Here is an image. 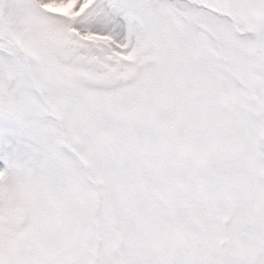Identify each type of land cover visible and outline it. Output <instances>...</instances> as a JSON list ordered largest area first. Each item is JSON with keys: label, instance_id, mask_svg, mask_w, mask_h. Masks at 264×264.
Returning a JSON list of instances; mask_svg holds the SVG:
<instances>
[{"label": "snow or ice", "instance_id": "1", "mask_svg": "<svg viewBox=\"0 0 264 264\" xmlns=\"http://www.w3.org/2000/svg\"><path fill=\"white\" fill-rule=\"evenodd\" d=\"M0 264H264V0H0Z\"/></svg>", "mask_w": 264, "mask_h": 264}]
</instances>
